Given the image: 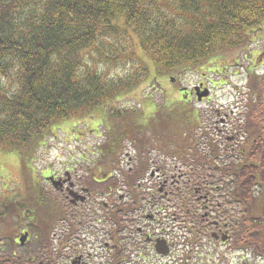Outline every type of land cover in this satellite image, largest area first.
<instances>
[{
  "label": "trees",
  "instance_id": "1",
  "mask_svg": "<svg viewBox=\"0 0 264 264\" xmlns=\"http://www.w3.org/2000/svg\"><path fill=\"white\" fill-rule=\"evenodd\" d=\"M262 29L264 0H0V147L15 153L22 167L28 168L57 122L103 109V121L111 122L109 136L100 145L103 155L116 157L127 140L163 143L161 148L168 149L170 141H152L135 116H128L134 111L113 109L122 94L150 76L143 58L125 55L132 49L129 31L150 55L158 76L165 77L239 60ZM118 63L131 64L133 69L114 74L109 65ZM249 79L242 157L234 155L220 165L218 150L206 156L196 146L191 161L182 157L197 169L192 173L195 180H205L206 173L202 177L201 173L206 164L212 175H218L221 187L226 178V206L215 207L219 220L230 224L228 242L263 259L264 121L258 120L253 105L262 100L264 76L252 72ZM186 112L194 114L193 130L199 114ZM145 167L141 161L137 171ZM127 181L133 191L138 190L136 176H128ZM22 185L23 190L20 187L11 197L0 199V243L17 234V222L27 219L31 198L39 223L36 235L47 234L44 224L58 218L59 209L41 182L25 174ZM179 202V209L191 215L188 200L180 195ZM229 206L237 208L235 216ZM198 208L194 223L189 224L200 235V227L206 225L198 220ZM127 211L121 203L115 219H123ZM4 254L0 260L13 262L11 255Z\"/></svg>",
  "mask_w": 264,
  "mask_h": 264
},
{
  "label": "rangeland",
  "instance_id": "2",
  "mask_svg": "<svg viewBox=\"0 0 264 264\" xmlns=\"http://www.w3.org/2000/svg\"><path fill=\"white\" fill-rule=\"evenodd\" d=\"M129 34L131 39L128 43L132 49L125 52V55L135 54L143 58L150 76L130 93L122 94L118 101L113 103V109L118 112L123 109L134 111L128 112V116L130 117L131 114L135 116V120L146 129L147 136H150L152 141H161V139L170 141V148L165 151L156 150L151 154H146L153 161L150 163L152 168L149 173L151 170H157V173L162 176L160 180H164L167 176L174 175L176 178L178 176L181 180L178 183V192L184 196L186 201H189L192 213L186 215L182 213V210H168L167 215L163 214V217L171 213L178 218V222L169 223L167 217L163 219L160 216L159 209L162 204L159 203L156 210L158 219L159 217L160 219L152 227L151 222L146 218L149 211H140L133 215L125 214L121 224L124 231L121 235L128 237L130 230L137 233V226H141L142 223L146 224L147 230L151 227L149 231L153 234L167 235L172 245V254L166 257L158 255L143 237L139 242L130 244H128L130 241L126 239L128 263L123 264H264V258L262 260L255 256L252 250H240L231 242L215 243L206 227L199 226L200 235L191 231L193 227L189 226V221L192 220L194 223L195 215L193 214L198 207L203 205L201 201H198V196L194 191L198 187L205 190L208 182L217 185L218 175H212L209 165L206 164L201 173V177L203 173H206L203 177L205 180H195L192 173L197 169L193 168L194 170L192 169L190 173L191 167L183 166L180 161L183 155L189 157L191 161L196 141L197 149L206 155L210 151L209 143L210 146H217L216 148H219L221 152V156L217 158L220 165L226 164L232 155L242 157L243 141L246 135L241 125L243 126L246 112L249 110L247 104L249 100L247 93H250L249 77L252 72L264 76V29L254 37L250 49L242 50L239 60L236 58L235 61L225 63H209L200 68L186 69L165 77L158 76L150 55L142 50L138 37L132 31H129ZM101 66H103L102 63ZM109 67L114 74L118 70L121 75L133 69L128 63L125 66L118 63L115 66L109 65ZM197 87L201 90L210 89L209 99L198 100ZM253 107L259 111L258 120H264V94L262 100H258ZM187 109L191 113L199 114L196 117L198 124L195 122L197 127L193 130L191 124L194 114H188ZM82 115L84 114L74 116L67 121L57 122L52 127L36 159L28 168L27 166L22 167L15 153L0 147V199L11 197L20 187V191L23 190L22 182L25 174L29 175L33 181L43 182L46 187L45 173L76 171L75 166H78L79 159L87 160L102 155L100 145L104 144L109 136L108 129L111 128V122L103 121L106 119L103 109L90 112L87 116ZM188 115H191L190 119ZM261 124L264 125L263 122ZM140 137L143 135L141 134ZM124 142L122 143L124 148L122 151L119 149L116 155L119 156V152L121 153V162L115 165L117 168L114 179L120 187L116 198L126 193L122 187L121 168L128 169V162L131 156L135 155L134 149ZM134 163H137L136 159ZM181 173H186L184 179L180 178ZM105 176V174L101 175V177ZM223 179L226 181V178ZM156 180L158 179L148 178L150 183L144 181L142 184L140 192L145 193L146 198L151 196L150 193L153 191ZM224 181H222L223 189ZM190 194L193 195L190 197ZM215 199L222 200L223 198L217 195L213 198L214 201ZM178 202L179 199L174 204ZM168 205H170L169 202ZM225 206L223 202L222 207L225 208ZM229 208V213L235 216L237 208L230 206ZM197 212L201 218V214L203 215L205 211ZM228 220L231 222V217ZM225 223L230 226L227 220H223L222 224ZM198 224L199 222L196 226ZM203 224L205 225V222ZM136 243L139 244L135 246Z\"/></svg>",
  "mask_w": 264,
  "mask_h": 264
},
{
  "label": "flooded vegetation",
  "instance_id": "3",
  "mask_svg": "<svg viewBox=\"0 0 264 264\" xmlns=\"http://www.w3.org/2000/svg\"><path fill=\"white\" fill-rule=\"evenodd\" d=\"M156 143L148 145L144 141L134 142L135 155L131 156L128 162L130 171L121 175L125 178L130 175L138 177L139 191H133L126 180L123 188L126 193L118 198H116V191L120 189L117 187L118 182L114 179L116 173L113 156L97 155L87 160L81 158L77 163L78 166H75L76 171L45 173L44 179L47 182L45 192L50 195L49 199L53 200L54 206L59 209L58 218L50 220L49 226L48 222L44 224L45 230L48 228L47 234L36 235L34 232L39 223H36L34 219L32 208L34 203L31 198L27 219L17 222L20 224L17 234L5 237L0 243V257L7 250L8 252L4 255H11L13 262L3 259L0 260V264H3V261L5 264H123L128 261L126 239L130 241L128 243L130 244L139 242L143 237L155 252L159 238H166L170 245L167 235L153 234L149 229L159 222L160 217L158 219L156 210L159 203L162 204L159 214L163 219V214H167L168 210H179V202L174 203L179 199L178 183L181 180L174 175L160 180L162 176L157 173V170H151L149 173L152 168L150 163L153 161L146 154L156 150L163 151L161 145ZM213 149L218 150L215 146L210 147L209 155ZM217 153L220 156V152ZM135 159L138 165L142 160H149L150 163L142 171H137L138 165L134 163ZM182 164L185 166L187 162L182 161ZM103 174L106 176L101 177ZM185 175L186 173L179 174L181 179H184ZM148 178L158 180L154 182L151 196L146 198L145 193L140 190L144 181L150 183ZM214 189L215 192H213ZM219 189H221L219 185L212 189L206 187L205 190L198 187L194 193L198 196V201L204 204L202 208H198V211L201 212L202 209L205 211L203 215L201 214V220L208 223V232L211 235L218 233L219 238L223 235L227 237L226 240L222 239V242L219 238V240L215 239V243H227L231 239L229 227L226 223L221 224L214 210L213 194L217 195L216 190ZM72 191L82 196H74L71 194ZM192 195L190 194V197ZM119 203H123L124 208L131 215L140 211H149L146 218L151 222V227L147 230V225L142 223L141 226H137V233L130 230L128 237L121 235L124 227L115 221V210L118 209ZM188 206H190L189 201ZM219 206L221 205L218 202L217 207ZM167 219L169 222L177 221L174 214L168 215ZM137 244L139 243L135 246Z\"/></svg>",
  "mask_w": 264,
  "mask_h": 264
},
{
  "label": "water",
  "instance_id": "4",
  "mask_svg": "<svg viewBox=\"0 0 264 264\" xmlns=\"http://www.w3.org/2000/svg\"><path fill=\"white\" fill-rule=\"evenodd\" d=\"M197 89V91H198V98L199 99H202L203 97H205V96H208L209 95V93H210V91H209V89H205V90H203V91H200V88L199 87H197L196 88ZM71 194L72 195H74V196H78V194H76V193H74V192H71ZM214 235V237H218V235L217 234H213ZM23 238V237H22ZM222 239L223 240H226L227 239V237L225 236V235H223V237H222ZM23 241V240H22ZM158 245H157V251L159 252V253H162V254H167V253H169V248H168V246L166 247V242H165V240H158Z\"/></svg>",
  "mask_w": 264,
  "mask_h": 264
}]
</instances>
